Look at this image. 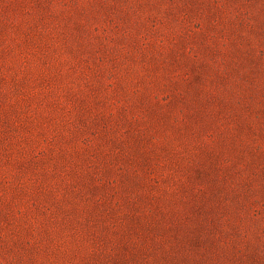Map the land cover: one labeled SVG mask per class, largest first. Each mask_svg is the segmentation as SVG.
I'll list each match as a JSON object with an SVG mask.
<instances>
[{
  "label": "rangeland",
  "instance_id": "obj_1",
  "mask_svg": "<svg viewBox=\"0 0 264 264\" xmlns=\"http://www.w3.org/2000/svg\"><path fill=\"white\" fill-rule=\"evenodd\" d=\"M0 264H264V0H0Z\"/></svg>",
  "mask_w": 264,
  "mask_h": 264
}]
</instances>
